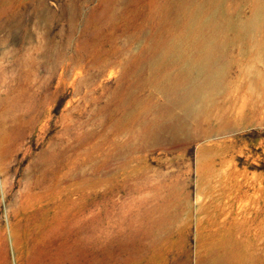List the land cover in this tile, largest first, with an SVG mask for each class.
<instances>
[{
	"label": "rangeland",
	"instance_id": "rangeland-1",
	"mask_svg": "<svg viewBox=\"0 0 264 264\" xmlns=\"http://www.w3.org/2000/svg\"><path fill=\"white\" fill-rule=\"evenodd\" d=\"M254 1L253 46L248 35L230 51L221 97L238 96L226 110L238 122L207 138L168 127L182 113L187 0H0V264H30L59 235L78 264H264Z\"/></svg>",
	"mask_w": 264,
	"mask_h": 264
},
{
	"label": "bare ground",
	"instance_id": "bare-ground-1",
	"mask_svg": "<svg viewBox=\"0 0 264 264\" xmlns=\"http://www.w3.org/2000/svg\"><path fill=\"white\" fill-rule=\"evenodd\" d=\"M242 1L187 0L189 33H186L185 52L180 50L181 54L185 53L183 55L185 70L181 82L182 87L180 86L181 89L176 97L178 104L182 107V113L169 120L168 127L173 133L193 130L196 136L208 138L215 131V128L220 133L222 127H231L238 122V120L237 122L235 120L236 117L235 119L232 118L234 112H226L230 108L233 111L235 110V104H238L239 101L238 96L234 98V103L227 100V98L222 100L221 97L226 96V92L232 85V82L229 81L232 66L229 60L230 51L237 48L239 49L238 54L243 55L245 49H242L239 42L242 39H247L248 35L251 36V39L250 43L247 42L248 45L246 43V47L252 48L254 31L258 27V18L255 13L257 9L256 2L250 0L252 5L250 14H247L243 8L244 5L241 3ZM11 21L8 18L9 25ZM241 72L242 69L239 68L238 73ZM262 86L264 88V85ZM247 88L250 89V87ZM213 108H215L214 111ZM188 139L187 141H189ZM34 203V200L32 202L31 200L25 201L19 209L15 208L16 213L26 215ZM41 226L40 233L48 230L43 225ZM46 233L48 234V231ZM59 236L61 237V243L58 245H56L55 237L50 239L49 243H44L43 247L37 246L31 254L30 264H78L74 244H72L73 247L68 249L63 244L66 242H62V235ZM217 262L226 263V258L218 259L217 257ZM230 264L238 263L232 262Z\"/></svg>",
	"mask_w": 264,
	"mask_h": 264
}]
</instances>
